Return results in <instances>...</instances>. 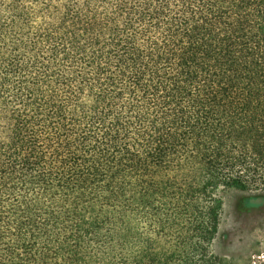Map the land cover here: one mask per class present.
<instances>
[{"label":"trees","instance_id":"1","mask_svg":"<svg viewBox=\"0 0 264 264\" xmlns=\"http://www.w3.org/2000/svg\"><path fill=\"white\" fill-rule=\"evenodd\" d=\"M260 187L264 0H0V264H217Z\"/></svg>","mask_w":264,"mask_h":264},{"label":"rangeland","instance_id":"2","mask_svg":"<svg viewBox=\"0 0 264 264\" xmlns=\"http://www.w3.org/2000/svg\"><path fill=\"white\" fill-rule=\"evenodd\" d=\"M224 211L213 243L217 264H264V190L223 192Z\"/></svg>","mask_w":264,"mask_h":264}]
</instances>
